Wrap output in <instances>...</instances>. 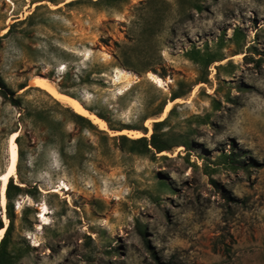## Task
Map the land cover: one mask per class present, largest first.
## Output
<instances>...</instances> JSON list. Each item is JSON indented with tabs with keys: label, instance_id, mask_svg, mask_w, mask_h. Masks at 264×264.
I'll return each mask as SVG.
<instances>
[{
	"label": "rangeland",
	"instance_id": "1",
	"mask_svg": "<svg viewBox=\"0 0 264 264\" xmlns=\"http://www.w3.org/2000/svg\"><path fill=\"white\" fill-rule=\"evenodd\" d=\"M0 37L6 84L67 133L75 126L35 78L58 91L64 75L92 71L94 83L69 92L108 119L117 131L90 120L110 138L150 141L163 122L144 121L153 107L185 95L158 132L165 152L129 153L83 131L64 158L55 137L22 124L24 112L0 96V176L10 136L23 130L0 264H264V0H0ZM116 43L133 50L142 75L116 66ZM194 48L206 55H192L198 63Z\"/></svg>",
	"mask_w": 264,
	"mask_h": 264
},
{
	"label": "trees",
	"instance_id": "2",
	"mask_svg": "<svg viewBox=\"0 0 264 264\" xmlns=\"http://www.w3.org/2000/svg\"><path fill=\"white\" fill-rule=\"evenodd\" d=\"M103 0H99V2H101ZM13 27L10 29V31L8 32V34L6 36H8L9 34L12 33L13 31ZM6 37H0V47L2 46V43L4 41ZM107 45V43H106ZM116 46V51H115V60H116V66L118 68H128L131 71L133 70V72L137 73L138 75H142L143 72H139L136 69H133L132 66V60L135 57V53L133 52V50L128 49L127 47H122L119 44H115ZM203 53L197 49L194 48L191 50L190 52V60L194 63H198L197 59H195L194 57H192V55H196L198 57H206V55H202ZM217 61H214L212 59H209L206 64L205 67L208 69V67H210L212 64H214ZM92 71L88 72V71H82L81 74H66L62 77V85L61 87H59L58 92L61 93L62 95L72 98L74 100H77L80 102V99L77 97L76 94L70 93L69 90L77 85H86V84H92L95 81L92 78ZM104 73L100 72L97 73V75H103ZM98 81H100V79H98ZM208 82V81H206ZM206 82H203L204 84H207ZM27 87L24 86L21 88V91L25 90ZM33 89H30V91ZM28 91V92H30ZM27 92V93H28ZM47 92V91H46ZM48 93V92H47ZM49 94V93H48ZM51 95V94H49ZM0 96L1 98H3L5 101H7L8 103H10V105L16 109H19L21 111H23L24 113L21 114V122L22 124H26L29 123L31 121H36L38 124H40L43 127V134L47 135V136H53L55 137L56 142H58L60 148H59V155L61 156V158H64V147L66 145V143L74 138V137H80V135L83 133V131H98L96 129V127L93 125V123L91 122V120H89V118L75 112L73 109L69 108V107H65L61 104V102H59L57 99L54 100L51 97L50 101L53 103L54 105V111L56 113H58L62 118H64L65 121L71 122L73 123V125L75 126V131L72 133H67L64 131V123H51L50 121V111L47 109H42L39 110L37 108H33L31 103H26L24 101L23 97H18L17 96V92H15L14 90H12L5 82V80L3 79V77L0 75ZM185 95L181 93H174L172 95V102H174L175 100L184 97ZM167 99L164 97L160 100V102L155 105V107H153V111L151 114H149L148 117H146L144 119V121H146L149 118H155V117H160L161 115H163L165 108H167ZM91 113H94L93 111L88 110ZM174 112V110H172L170 112V115ZM99 119L103 120L109 127V129L111 131H117L115 129H113V127L111 126L110 122L108 121V119H106L105 117H103L102 115H100L99 113H94ZM169 118H167L165 121L160 122V123H154L153 126V134L151 136L150 141L148 140V138L145 136L143 138L140 139H130L127 136H118L115 138H110L109 135L106 132H100L98 131L101 135L104 136V138L106 140H112L115 141L117 143L120 144V148L122 150H124V145H129L131 146V150L129 151V153H133L136 154L137 152L135 151V147L137 145H142L143 149L145 150V152L147 154L153 153V154H161L163 152H165L166 149H163L162 147L159 146L158 143V132L160 130V128L165 125L168 122ZM96 125V124H95ZM23 130H17L16 132H18L17 134H19L18 138L16 139V144L18 146V153H19V142L21 141L22 137H21V132ZM136 131H140L142 133H144V135H147L148 131L146 128H142L140 130H136ZM116 133H122V132H116ZM16 134L15 132L12 135ZM10 136V138H11ZM21 161V153L19 154V160L18 162ZM18 166V165H17ZM8 170V168H7ZM7 172V171H6ZM5 172V173H6ZM4 173V174H5ZM3 174V175H4ZM18 175V174H17ZM2 176V175H1ZM0 176V177H1ZM12 179L10 180L9 184H8V188H7V218L9 220V226L6 230V233L4 235V238L2 239L1 243H0V256L3 254L4 252V248L6 246L7 240H8V236L10 235L13 226H14V212L11 206V197H10V191H11V186H12ZM19 193L22 192V189L19 188L18 189ZM5 229V225L3 223V220L0 218V231Z\"/></svg>",
	"mask_w": 264,
	"mask_h": 264
},
{
	"label": "bare ground",
	"instance_id": "3",
	"mask_svg": "<svg viewBox=\"0 0 264 264\" xmlns=\"http://www.w3.org/2000/svg\"><path fill=\"white\" fill-rule=\"evenodd\" d=\"M149 78L158 87H162L164 85L163 81L157 76L150 74ZM32 86H35V87H38L44 91H47L49 94H51L55 99H57L62 104H65L67 107L73 109L75 112L89 118V120L91 119L93 121V123L96 124L97 126H99L102 130H109L107 128V124L103 120L99 119L95 115H92V113L89 114L87 112V110L81 105V103L79 101L74 100V99L69 98V97H66V96L62 95L61 93H59L57 91V89H55L49 81L38 77V78H35L33 80ZM173 103L174 102H170L168 104L163 116L159 119V121H164L167 118L169 112L171 111V109L174 105ZM151 122L152 121H148L146 123V126L150 129H151ZM153 122H157V121H153ZM120 134L125 135L124 132L115 133L114 135H120ZM133 134H135V133H133ZM18 136H19V134L16 133V134L12 135L10 138L8 170L4 175H2L0 177V216H2V218L5 222V229L0 231V243H1L2 239L4 238L6 230L9 226V220L7 218V188H8V184H9L11 179H18L17 165H18V160H19V153H18V146L16 144V139L18 138ZM142 136H144L142 133H137V137L140 138ZM149 136H150V134H149ZM134 138H135V136H134ZM64 187L68 188L67 185H64ZM53 192H57V191H53ZM43 211H44V216L42 218L44 219V223L42 225L45 226V225H47L46 222L48 221V215L46 214L48 211L47 206H44Z\"/></svg>",
	"mask_w": 264,
	"mask_h": 264
},
{
	"label": "water",
	"instance_id": "4",
	"mask_svg": "<svg viewBox=\"0 0 264 264\" xmlns=\"http://www.w3.org/2000/svg\"><path fill=\"white\" fill-rule=\"evenodd\" d=\"M2 217V216H1Z\"/></svg>",
	"mask_w": 264,
	"mask_h": 264
}]
</instances>
